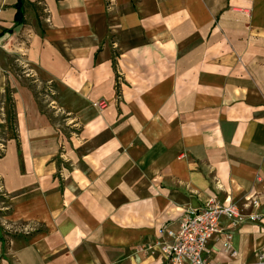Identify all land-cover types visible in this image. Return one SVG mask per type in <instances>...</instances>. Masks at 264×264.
Here are the masks:
<instances>
[{
    "label": "crops",
    "instance_id": "1",
    "mask_svg": "<svg viewBox=\"0 0 264 264\" xmlns=\"http://www.w3.org/2000/svg\"><path fill=\"white\" fill-rule=\"evenodd\" d=\"M24 1L43 15L22 58L59 84L69 128L39 129L15 102L2 222L43 231L0 239V264H160L159 229L208 199L242 214L220 219L208 264H264V0Z\"/></svg>",
    "mask_w": 264,
    "mask_h": 264
},
{
    "label": "rangeland",
    "instance_id": "2",
    "mask_svg": "<svg viewBox=\"0 0 264 264\" xmlns=\"http://www.w3.org/2000/svg\"><path fill=\"white\" fill-rule=\"evenodd\" d=\"M1 1L2 0H0V10L7 9L9 7L6 5L7 3H2ZM42 15L43 12L40 5L29 6L26 4L24 7L25 23L21 26L14 27L12 21L6 25L5 27L8 28L5 29L14 27L12 34L15 35L10 42H0V118L1 123L5 120L7 123L5 131H1L0 129V157L2 156L3 147L9 137L14 138L16 142L19 141L18 130L15 126V124H17L15 111L16 101H20V103L25 102V115L26 117H28V115L32 116L31 124H33V126L35 125V127L41 129L46 127V124H49L55 126L57 130L62 133H66V129L69 128L66 118L64 115L60 114L63 109L55 102V98L59 95V84H56L57 82H54V80L49 78L44 72L38 71L32 66L27 65L22 58V53H24L23 50L28 48L29 38L32 36L34 30L37 33H39V30L42 31L41 25L36 23ZM2 27L0 25V32ZM12 34L10 36H12ZM113 54L112 62L115 56ZM121 87V78L120 76L118 77L115 71L114 91L117 104L120 99ZM94 107L103 108L105 104L103 102L95 103ZM21 111L22 110L19 111L18 117L24 118V111H22V113ZM3 113L5 114L4 120ZM2 127L3 125H1V128ZM57 162L60 164V161ZM253 205H256V202H253ZM5 207L6 199L0 190V239H2L4 247H6V244H8L11 239L26 241V239L34 233L43 231L41 226L34 223L2 222L4 220L3 214L6 212L3 210ZM224 221L227 220L224 219ZM219 228L221 233V220ZM162 229L163 228L159 229V231ZM226 235H228V233L224 234V238Z\"/></svg>",
    "mask_w": 264,
    "mask_h": 264
},
{
    "label": "built area",
    "instance_id": "3",
    "mask_svg": "<svg viewBox=\"0 0 264 264\" xmlns=\"http://www.w3.org/2000/svg\"><path fill=\"white\" fill-rule=\"evenodd\" d=\"M221 218L235 228L242 221V214L234 204L222 206L215 199H208L201 208L186 211L175 230H160L167 238L159 244L164 257L160 264H208L202 254L206 243L220 233ZM229 238V234L225 236L227 247Z\"/></svg>",
    "mask_w": 264,
    "mask_h": 264
},
{
    "label": "trees",
    "instance_id": "4",
    "mask_svg": "<svg viewBox=\"0 0 264 264\" xmlns=\"http://www.w3.org/2000/svg\"><path fill=\"white\" fill-rule=\"evenodd\" d=\"M26 4L29 5V6L32 5V4H29V3H25L24 0H16L15 3L12 5V7L15 9V13H14V17H13L14 27L21 26V25H23L25 23L24 7H25ZM13 28L2 30L0 32V40L10 36L12 34V32H13ZM112 63H113V69H114V61Z\"/></svg>",
    "mask_w": 264,
    "mask_h": 264
}]
</instances>
